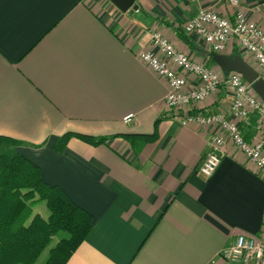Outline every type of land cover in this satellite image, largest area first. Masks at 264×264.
I'll return each instance as SVG.
<instances>
[{"label":"crops","instance_id":"1","mask_svg":"<svg viewBox=\"0 0 264 264\" xmlns=\"http://www.w3.org/2000/svg\"><path fill=\"white\" fill-rule=\"evenodd\" d=\"M237 1L264 27V0ZM136 3L139 9L124 12L111 0H0V134L22 140L17 150L43 179L92 214L91 232L66 264H231L222 251L264 226V175L227 146L215 173L203 176L213 128L168 111L167 81L135 50L158 52L156 29L177 49L219 68L209 44L183 27L203 9L233 18L236 7L232 0ZM188 78L190 88L201 83ZM229 102L223 84L195 111L223 110ZM129 113L134 122L124 121ZM256 125L253 114L241 122L248 141ZM69 131L109 139L71 137L56 151ZM122 134L155 139L132 144ZM34 208L49 214L44 201Z\"/></svg>","mask_w":264,"mask_h":264},{"label":"built area","instance_id":"2","mask_svg":"<svg viewBox=\"0 0 264 264\" xmlns=\"http://www.w3.org/2000/svg\"><path fill=\"white\" fill-rule=\"evenodd\" d=\"M233 18L214 9L201 10L184 24L187 33L202 38L215 53H225L236 48L264 79V27L256 20L248 19L237 0ZM153 45L158 52L136 49V56L160 77L164 78L169 91L164 98L165 107L173 115L188 124L213 128L209 145L199 172L212 176L219 167L227 146L242 152L264 175V99L242 73L225 71L195 59L191 54L175 47L159 30L151 31ZM182 72H178L176 68ZM189 74L200 78L196 88L189 87ZM225 84L229 93V106L211 113L195 111L196 106L220 90ZM257 117V135L254 140L245 139L240 124ZM135 113L124 116L125 122H134ZM221 256L231 264H264V226L259 234H239L234 245L226 247Z\"/></svg>","mask_w":264,"mask_h":264},{"label":"trees","instance_id":"3","mask_svg":"<svg viewBox=\"0 0 264 264\" xmlns=\"http://www.w3.org/2000/svg\"><path fill=\"white\" fill-rule=\"evenodd\" d=\"M235 55H239L237 50ZM122 135L132 144L155 139L153 134ZM71 137L92 144L109 139L69 131L56 141L55 150L62 152ZM23 143L0 134V264H36L39 249L55 229L61 236L43 264H66L91 232L93 216L62 187L43 179L41 168L17 150ZM41 201L49 210L47 217L33 213V207Z\"/></svg>","mask_w":264,"mask_h":264},{"label":"water","instance_id":"4","mask_svg":"<svg viewBox=\"0 0 264 264\" xmlns=\"http://www.w3.org/2000/svg\"><path fill=\"white\" fill-rule=\"evenodd\" d=\"M137 0H111L120 10L126 12L131 8L139 9ZM214 60L223 70L242 73L247 81L253 84L258 94L264 99V79L259 78L256 69L250 65L242 55L214 54Z\"/></svg>","mask_w":264,"mask_h":264},{"label":"rangeland","instance_id":"5","mask_svg":"<svg viewBox=\"0 0 264 264\" xmlns=\"http://www.w3.org/2000/svg\"><path fill=\"white\" fill-rule=\"evenodd\" d=\"M40 208L36 207L37 209L36 211H41ZM33 210L35 211L34 207H33ZM60 236H61V233H55L49 242L47 241L43 243L41 253H39L38 258H36V261H37L36 264H43L48 259L51 248L57 243Z\"/></svg>","mask_w":264,"mask_h":264}]
</instances>
